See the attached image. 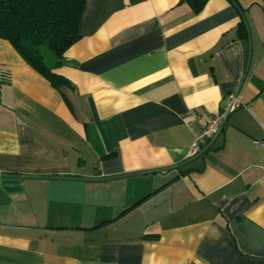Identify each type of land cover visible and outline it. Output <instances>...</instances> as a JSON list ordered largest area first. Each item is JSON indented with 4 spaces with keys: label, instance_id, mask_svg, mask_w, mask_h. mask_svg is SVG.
I'll use <instances>...</instances> for the list:
<instances>
[{
    "label": "crops",
    "instance_id": "crops-1",
    "mask_svg": "<svg viewBox=\"0 0 264 264\" xmlns=\"http://www.w3.org/2000/svg\"><path fill=\"white\" fill-rule=\"evenodd\" d=\"M237 1L86 0L59 88L0 38V264H264V0Z\"/></svg>",
    "mask_w": 264,
    "mask_h": 264
},
{
    "label": "trees",
    "instance_id": "trees-1",
    "mask_svg": "<svg viewBox=\"0 0 264 264\" xmlns=\"http://www.w3.org/2000/svg\"><path fill=\"white\" fill-rule=\"evenodd\" d=\"M188 1L198 9L206 0ZM231 1L243 11L237 0ZM85 4L86 0H0V38L8 40L28 64L59 88L69 80L55 69L81 36ZM235 30L239 37L248 38L243 18Z\"/></svg>",
    "mask_w": 264,
    "mask_h": 264
},
{
    "label": "built area",
    "instance_id": "built-area-1",
    "mask_svg": "<svg viewBox=\"0 0 264 264\" xmlns=\"http://www.w3.org/2000/svg\"><path fill=\"white\" fill-rule=\"evenodd\" d=\"M241 104V101L235 93H229L226 96V103L222 106V110L212 116V118L202 127L200 133L192 141L189 147L188 155L193 156L200 153L206 142L219 132L225 116ZM255 143L264 145V137L255 140Z\"/></svg>",
    "mask_w": 264,
    "mask_h": 264
},
{
    "label": "water",
    "instance_id": "water-1",
    "mask_svg": "<svg viewBox=\"0 0 264 264\" xmlns=\"http://www.w3.org/2000/svg\"><path fill=\"white\" fill-rule=\"evenodd\" d=\"M241 15H242V18H243V20H244V22H245V25H246V27H247L248 37H249V29H248V25H247L246 19H245V17L243 16V14H241ZM249 57H250V53H249ZM249 57H248V61H247V63H249ZM222 125H223V123H222Z\"/></svg>",
    "mask_w": 264,
    "mask_h": 264
}]
</instances>
